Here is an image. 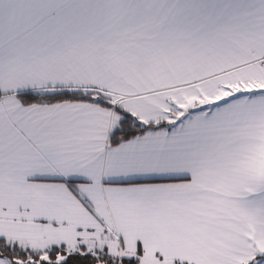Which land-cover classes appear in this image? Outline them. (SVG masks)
Masks as SVG:
<instances>
[{"label":"snow or ice","instance_id":"obj_1","mask_svg":"<svg viewBox=\"0 0 264 264\" xmlns=\"http://www.w3.org/2000/svg\"><path fill=\"white\" fill-rule=\"evenodd\" d=\"M0 264H264V0H0Z\"/></svg>","mask_w":264,"mask_h":264}]
</instances>
